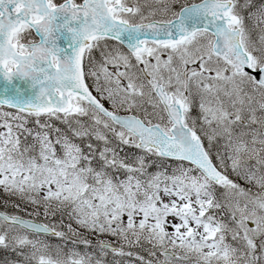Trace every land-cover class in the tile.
Returning <instances> with one entry per match:
<instances>
[{
    "label": "snow or ice",
    "instance_id": "snow-or-ice-1",
    "mask_svg": "<svg viewBox=\"0 0 264 264\" xmlns=\"http://www.w3.org/2000/svg\"><path fill=\"white\" fill-rule=\"evenodd\" d=\"M0 202L12 264H264V0H0Z\"/></svg>",
    "mask_w": 264,
    "mask_h": 264
},
{
    "label": "trees",
    "instance_id": "trees-1",
    "mask_svg": "<svg viewBox=\"0 0 264 264\" xmlns=\"http://www.w3.org/2000/svg\"><path fill=\"white\" fill-rule=\"evenodd\" d=\"M126 151V150H125ZM136 151V150H135ZM133 154V153H132ZM131 154V155H132ZM0 211H8V212H13L14 210L10 206H5L4 203L0 202ZM56 241V240H52ZM9 259V254L8 251H5L3 249H0V261H5ZM109 260L111 257L108 258Z\"/></svg>",
    "mask_w": 264,
    "mask_h": 264
},
{
    "label": "rangeland",
    "instance_id": "rangeland-1",
    "mask_svg": "<svg viewBox=\"0 0 264 264\" xmlns=\"http://www.w3.org/2000/svg\"><path fill=\"white\" fill-rule=\"evenodd\" d=\"M127 151V149H125ZM134 153V152H133ZM132 153H129V155H131ZM54 245L58 242V241H51ZM11 252V251H10ZM15 259L14 254L11 252V261H13ZM9 260V259H8ZM7 260V261H8Z\"/></svg>",
    "mask_w": 264,
    "mask_h": 264
}]
</instances>
